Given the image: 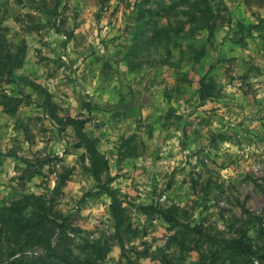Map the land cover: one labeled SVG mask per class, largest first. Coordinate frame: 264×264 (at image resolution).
Listing matches in <instances>:
<instances>
[{
  "label": "rangeland",
  "instance_id": "rangeland-1",
  "mask_svg": "<svg viewBox=\"0 0 264 264\" xmlns=\"http://www.w3.org/2000/svg\"><path fill=\"white\" fill-rule=\"evenodd\" d=\"M207 1L216 13L211 34L190 36L187 25L169 44L147 47L149 10L162 14L164 6L185 19L184 0H0L8 38L26 46L6 86L26 97L13 115L0 107V208L42 195L81 236L111 234L110 199L83 169L71 129L60 132L52 120L90 117L84 131L107 160L136 231L127 254L146 252L137 264H160L157 251L173 233L140 205L176 207L219 238L232 236L245 211L263 225L264 0ZM140 30L144 38H136ZM203 78L211 95L204 102ZM53 158L60 161L37 164ZM25 162L40 175L23 183ZM64 168L70 175L61 184ZM1 237L5 264L20 258L19 241ZM107 247L102 264H126L116 242ZM198 256L192 251L180 264Z\"/></svg>",
  "mask_w": 264,
  "mask_h": 264
},
{
  "label": "trees",
  "instance_id": "trees-1",
  "mask_svg": "<svg viewBox=\"0 0 264 264\" xmlns=\"http://www.w3.org/2000/svg\"><path fill=\"white\" fill-rule=\"evenodd\" d=\"M181 7L186 8L180 13L185 19L178 18L179 15H169L164 6L161 7L162 14L156 10H149L150 21L146 25L151 26L153 30L144 43H147V47H155L159 43L169 44L172 39L183 33L187 25L189 28L185 31L190 36L201 30L212 33L216 13L207 0L192 2L184 0V5ZM164 14L167 17L163 16ZM25 17H30V14ZM172 19L176 20L178 26L175 30L171 29ZM164 20L167 24H159L158 21ZM7 31L0 21V107L4 113L13 115L26 96L11 95L6 86L14 83L13 72L23 65L26 46L23 42L14 44L8 38ZM143 33L146 32L143 30L137 32L136 38H144ZM204 81L205 78L200 81L198 91L199 100L202 102L211 96L209 86ZM87 109L90 111V106H87ZM52 120L55 121L60 132L66 128L71 129L74 138L73 147L83 150L80 155L83 169L96 182V189L110 199L112 232L105 239L89 240L81 236V231L74 227L68 218L54 209L51 200L42 195H22L0 208V264H5L8 260L3 256L1 243L3 233L8 234L15 242L19 241L20 246L17 251L21 256L27 251L33 253L27 259H22L20 256L6 264H102L110 240L120 246L121 257L125 259L126 264H137V260L146 257V252H136L132 246L130 250H134L135 256L130 257L127 254L125 246L132 242L136 231L131 226L128 209L124 206L119 192L111 186L113 179L107 176V160L98 151L96 140L88 137L84 131L90 117L82 119L56 116ZM132 153L133 151L129 152V155H133ZM56 160L59 158L39 160L37 164L40 167L52 166ZM25 165L18 178L23 183L40 175L39 170H34L27 162ZM63 171V174L57 177L61 184H64L70 175V170L67 168ZM137 210L148 218L162 219L169 226L168 230L173 232L166 237L164 246L157 251L160 264H180L192 251H197L199 255L195 264H264V224L262 225L258 217L252 216L247 211L232 236L219 238L212 234L208 227L189 222L186 212L176 207L157 208L140 205L137 206ZM15 253L16 251L12 252L7 258Z\"/></svg>",
  "mask_w": 264,
  "mask_h": 264
}]
</instances>
